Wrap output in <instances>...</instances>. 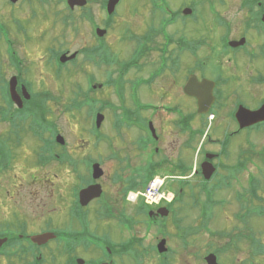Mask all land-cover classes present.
<instances>
[{
    "label": "flooded vegetation",
    "instance_id": "1",
    "mask_svg": "<svg viewBox=\"0 0 264 264\" xmlns=\"http://www.w3.org/2000/svg\"><path fill=\"white\" fill-rule=\"evenodd\" d=\"M41 1L48 6H61L57 12L61 13V22L69 18L76 20V17L86 21L90 27V45L73 50L65 46L62 34H41L42 38L46 37L45 41L41 37L38 41L35 34L38 47L30 51L27 41L32 42V34H0V123L3 126L0 127V178L9 179L6 194L14 210L16 206L20 210L19 204L23 205L29 195L38 206V213L45 210L41 208L45 197L55 194L58 198L63 175H69L66 183L70 188V203L65 209L70 217L57 214L56 220L50 213L44 218L36 216L28 220L27 216H22L25 212L21 208L12 221L1 218L0 241L7 240L0 246V254H3L0 264L6 261L8 264H81L80 260L82 264H183L181 262L193 260L199 264H226L228 261L252 264L259 253H255L257 246L249 222L241 224L244 227L239 235L241 239L235 240L227 232H214L207 223H201L200 227L184 223L185 216L191 213L190 202L186 213L175 207L183 197L190 201L195 197L192 189L198 182L204 200H196L192 206L203 207L204 202L202 213L214 215V205L228 203L226 198L213 202L216 189L228 190L233 179L238 181L239 171L249 164L264 169V146L263 154L251 150L243 160L238 149H234L239 136L255 131L264 133V122L242 127L237 117L240 107L256 111L264 105V0H182L177 3L137 0L133 8L126 10L121 9L120 0L112 14L108 0H87L86 5L74 8H70L66 0ZM121 12L131 13L132 17L139 15L143 18L141 23H148L139 30L124 27V34L135 35L124 47L130 51L123 53L122 50L123 54L130 55L124 61L112 49L109 34L112 24L122 16ZM98 28L106 33L99 36ZM22 44L27 48L26 53H21L17 47ZM37 49L44 53L42 57L39 55V62L34 57ZM75 51L87 54L86 68L90 69L91 76L88 88L81 86L80 93L75 90L70 99L66 97L65 106L57 105L64 99L61 94L55 98V104L46 105L51 93L37 91L36 86L65 81L66 88L69 78L75 83L69 67L74 64L77 68L78 64L74 60L59 61L62 53ZM259 51L262 60L257 62ZM226 58L228 61H223ZM159 76H166L168 80L162 86L167 84L168 87L154 88ZM12 81L22 99L21 107L12 98ZM24 89L30 93L29 98L23 95ZM150 95H155V100L143 103L142 98ZM162 97L169 99L158 105ZM180 100L181 105L176 104ZM87 105L90 108L82 117L80 129L83 144L76 142L72 146L70 137L58 126V115L84 110ZM98 113L104 119L101 127L96 128ZM111 118L118 124L113 130L109 127ZM208 120L216 122L214 130L208 131ZM173 137L179 141L183 153L175 155L174 148L159 160L163 141L169 145L166 141ZM27 139L33 142L32 150L26 144ZM120 141L124 143L122 147ZM99 142L105 146L108 161L116 158L120 162L107 179L111 189L115 188L109 195L108 185L100 180L104 175L99 179L93 176V165L102 162L103 153L90 155L88 143L94 149L93 145ZM195 142L198 146L202 142L201 157L199 160V155L196 157V165L192 167L188 160ZM79 155L84 171L79 166ZM224 167L228 168L232 179H228ZM58 168L65 173L60 175ZM150 175L165 178L175 190L173 200L158 207H149L144 202L132 206L126 190L142 185ZM79 178L80 185L77 184ZM90 185H99L101 194L85 200L83 206L79 193ZM247 187L246 197L251 201L255 198L254 173H249ZM237 194L238 200L244 197L240 190ZM94 203L98 206L89 208ZM210 204L212 206L208 207ZM63 206L60 204L59 209L64 210ZM128 208L131 212L127 214ZM92 212L115 224L113 235L117 239L107 234L106 239L95 240L90 230ZM49 231H54L56 237L43 242L34 239ZM195 235L214 238L196 250L192 242ZM242 243L248 258L234 262L230 256L234 255L235 259L236 255L244 254ZM258 243L260 248L263 244ZM160 244L164 252H160ZM83 250L91 253L92 258L80 257ZM223 257L231 259L224 261Z\"/></svg>",
    "mask_w": 264,
    "mask_h": 264
},
{
    "label": "rangeland",
    "instance_id": "2",
    "mask_svg": "<svg viewBox=\"0 0 264 264\" xmlns=\"http://www.w3.org/2000/svg\"><path fill=\"white\" fill-rule=\"evenodd\" d=\"M174 1L177 3L182 0H174ZM136 3H137V0H122L121 9L126 10L129 8H133ZM48 5L49 4H45L41 0H24V1L19 0L17 3H11L10 0H0V29L2 30L0 31V34H15V36H20L21 34H32L33 35L32 42L29 41L28 43L27 41V46H28V49H30V51H32V48L38 47L37 38H38V41H40V37L42 41H45L44 39L46 37L44 36L42 38L41 34H53V35L62 34L63 41L65 42V46L73 50L74 49L81 50L83 47H88L90 45V40H91L89 24L86 21H82L76 17L75 21H73L70 25L65 26L63 25V23L61 22V19L59 18V15H61V13L60 14L57 13L58 11H60L61 6L54 7V6H48ZM121 14L122 16L116 19L115 22L112 24L109 34H110L112 49H114L117 56H119L121 60L124 61V60H127L130 56L128 54H123V53H127L130 51L127 49L124 50V47L126 46V41L131 36L133 37L135 36L134 34H124L123 33L124 27L132 26L133 28L139 30V28L142 29L141 27H144L145 24L147 26L148 23H141V20L143 18L139 15L138 16L135 15L134 17H132L133 15L128 12H125V13L121 12ZM20 25H22L23 30L20 29L19 27ZM194 30L199 31V28L197 29L193 28V31ZM35 34H37V38L34 36ZM196 36H199V35H196ZM18 39L22 40L21 37H18ZM17 47L20 49L21 53H26L25 49L27 50V48L24 47L23 44ZM3 48L7 50L6 46H3ZM122 50H123V53H122ZM7 52L10 53V51L8 50ZM35 52L36 54L34 57L36 61L39 62V59H38L39 55L42 57L44 56V53L43 51H40L38 49ZM258 56L259 57L257 59V62L262 60V53L260 51H259ZM34 57L30 56L29 54V58L31 59V61L33 60L35 62ZM223 61H228V60L226 58ZM40 62L42 61L40 60ZM86 62H87V58H85V53L82 52L81 58L79 59L77 63L78 64L77 68H74V64H72L69 67L71 71L70 76L71 75L75 76L73 80L74 81L76 80V82L71 83L72 80L69 78V81L67 83L68 86H66V88L64 85L65 81L64 83L62 82L63 84L60 82H57V84L47 83L45 85L36 86L35 90L37 91L46 90V92L51 93L49 97L46 99V105L50 106L52 104H55L54 101H56V99L61 94V96H63L64 99H62V101H60V104L58 103L57 105L59 106L62 104L63 106H65L66 105L65 99L67 98L70 99L73 96V92L75 90H77V93H80L79 87L83 86L84 87L83 89L88 88L91 76H90V69L88 70V68H86L87 67ZM68 76H66V78ZM50 78H52V76ZM167 80L168 79H166V76H159L158 81L155 82L156 85L154 86V88L162 89V87H168L167 84L162 86L164 82H166ZM168 99L169 97H162V99L159 100L158 105L165 104V102H167ZM142 100H143V103H147V104L152 103L151 100H155V95L152 97L150 95L147 98H142ZM176 104L181 105V100L176 102ZM89 108H90L89 105H87L84 108V110H80V111L75 110L73 112L70 111L67 114L60 113V115H58L59 116L58 117L59 121L57 122L58 126H60L63 132L66 133L70 137L72 146L76 142L79 143L80 145L83 144V141L81 140L84 135L81 136L82 133L80 129L82 128L81 123H83L82 117L83 115L87 113ZM206 123H207L208 131L210 129L214 130L213 128L216 126L215 121L208 120V122ZM200 125H203V124H200ZM117 126L118 124H116V119L111 118L110 123H109V127L111 128V130L117 128ZM0 127H3L1 123H0ZM0 131H1V128H0ZM77 132H78V136H76ZM220 134L223 135L224 133L220 132ZM84 138L85 140H88L87 137H84ZM117 141L119 140L117 139ZM166 142L169 143V145H166V143H164L163 141L162 154H160L158 158L159 160H161V158L165 156L167 152L168 154L171 153L174 148L176 149V153H177L175 155H179L183 153L182 149L180 148L179 141L177 140L176 137H173L172 139H167ZM26 144L28 147L30 145L31 150L33 149V142L28 140ZM123 144L124 143L120 141L121 147L123 146ZM88 146H89V149H91L89 151L90 155L93 154V156H96L98 152L103 153V157L100 158L102 161L100 162L101 163L100 165L104 171V174H103L104 176L100 180H104V182H106V185H108L107 195H109L111 193L110 191L115 188L111 189V184H109V181L107 179L109 178V176L113 174V172L116 169V166L120 165V162L116 158H112L109 161L105 158V155H104L105 146L103 142L95 143L93 145L94 149L91 148L90 143H88ZM194 146L192 147L193 150L190 155V159L188 160L189 164L192 167L196 165L195 159H196V151L198 152L197 149L199 148L198 142H195ZM263 146H264V133L260 131H255L253 133L239 136L234 142V149L236 148L238 149L241 160L245 159L248 156V154L251 153V150H254L256 152L263 154V151H262ZM132 148H133V145H132ZM80 156L81 155H79L78 157V158H81L79 166L80 168H82L81 171H84V168H85L84 162H83L82 157ZM31 157L34 158L33 155ZM200 157L201 155H199L197 160H199ZM245 164H246V161H245ZM56 170L60 173V175H63L65 173V170L63 169L58 168ZM224 172L228 174L229 176L228 179H232L230 177V173L227 167H224ZM249 173H252V174L254 173L255 186H257V193H258L257 197L255 196L254 199L250 198L251 201H248L246 197V191L249 188L247 187V179H248ZM21 174L23 176L25 175V173H21ZM262 174L264 175V169L262 167H258L256 166V164L255 165L249 164L248 166H246V168H243V170L239 171L238 181L236 179H233L231 185L229 186V188H227L228 190H220L217 187L218 188L216 189L217 193L212 199L213 202L219 201L220 198H226L228 203L225 204L224 206L214 205L212 207L214 211V215H212L211 212L209 213V215L202 213L204 210V206H206L204 202H203V205H204L203 207L199 204H197L196 206H192V203H194L196 200L204 198V196L201 194L200 184L198 182L195 183L196 187L192 189V192L194 193L195 197H193L191 201L187 197H183L182 202H180L179 204H176L175 208L179 209L181 213H182V210L183 212L186 213V208L189 206L188 202H190L191 203L190 204V207H191L190 215L185 216L184 214H182L183 216L186 217V221L184 223L186 222L193 223L195 224V226H198V227H200L201 223H204V224L207 223V225L211 226L214 232H217V231L224 232V233L227 232L229 233V237L235 240L241 239L239 235L243 231L242 229H244L243 225L241 224H244L245 222H249L252 228V231L250 232L251 233L253 232L254 239L256 241L254 245L256 244L255 246H257L255 247L256 248L255 253H259V254H256L255 259L252 260V264H264V253H260V252H264V216H261L260 214H258V212H256L261 207L264 208V176H262ZM63 176L65 177H63L61 181L62 191H58V193L61 192L58 195L59 199L58 198L56 199L55 194L47 196V198L45 197V200H46L45 205L41 207V208H44L45 210H40L37 213L38 206L32 201V198H30V196L28 195L26 199L24 198L25 200L24 204L23 205L19 204L25 212L24 214H22V216H27L29 218L28 220H32L36 216L44 218L51 213V216H53L56 220L59 218V217H56L57 214L58 215L66 214L65 216L69 219L70 214H68V210L65 209V207H67L66 206L67 203H70L69 201L70 188L69 186H67V183H66L69 180V175L68 177L67 175H63ZM26 178L28 179V176ZM80 179L81 178H79L77 181L78 185L81 184ZM9 184L10 183H9L8 178H5L4 176L3 178H0V220H2L1 218H3V219H6L7 221H12L14 219L13 215L19 213L17 212V210H19L18 209L19 206H16L17 210H14L15 206L11 204L10 201L8 200L9 197L7 196L6 192H7V188H9ZM239 190L243 192V195H244V197L240 198V200H238L239 196L237 194ZM60 199H62V201H60ZM208 201L209 199L207 198V203ZM60 204L61 206L64 205L62 207L64 208V210L61 208L59 209ZM97 206L98 204L94 203L89 208H93ZM209 206L211 207L212 205L210 204L208 205V207ZM224 209H226V211ZM130 212H131V209L129 208L126 209L127 214ZM244 216L246 217L245 219H244ZM111 221H113L112 218H111ZM41 230L43 231L44 229L39 228L37 231H41ZM90 230L91 232H93L95 236V240L97 239L104 240L106 239L107 234L112 235L113 240L117 239V236L113 235L114 233H116L115 224L109 223L104 218H101L100 216H98L96 212L91 213ZM210 231L212 232L211 229ZM249 237L251 239L252 236L249 234ZM212 238L214 237L195 235L194 237H192L194 241L192 240L191 241L194 242V245H195L194 248L196 250H199V246L204 247L207 244V241ZM259 241H261L263 244L261 245L260 248L258 247ZM241 247H243L244 254H240L238 256L236 255V258L238 260L236 258L234 259V255L230 256L232 257V260L234 262L245 260L246 258H248V253L244 247V243H242ZM83 252H84L83 255L80 254V257L88 258V260L92 258L91 253H88L87 250H83ZM0 255H3V254H0ZM230 259L231 258L229 257H225V259L223 257L224 261L230 260ZM4 260H7V259H4ZM181 263L197 264L198 262L196 260H193L191 263L188 261L181 262ZM4 264H8V262L6 261ZM16 264H19V263H16ZM127 264H132V263L127 262ZM148 264H151V263H148ZM226 264H232V261H228L226 262Z\"/></svg>",
    "mask_w": 264,
    "mask_h": 264
},
{
    "label": "water",
    "instance_id": "3",
    "mask_svg": "<svg viewBox=\"0 0 264 264\" xmlns=\"http://www.w3.org/2000/svg\"><path fill=\"white\" fill-rule=\"evenodd\" d=\"M12 1H16V0H12ZM69 1H70L72 6L75 5V4L83 5V4L86 3V0H69ZM118 1L119 0H110L109 6L111 7V9H114V6L116 5V3ZM75 56H76V54H73L70 57H66V54H64L61 57V60L64 62L67 59L74 58ZM12 91H15V85H13ZM14 99L19 105H21L20 99L15 97V95H14ZM237 116H238V119H239L242 127L253 125V124L258 123V122H262V121H264V106L261 107L259 110H256V111H250L248 109L243 108V109L240 110V112H238ZM102 119H103V116L102 115H98V117H97V125L98 126H100ZM102 173H103L102 169H100L99 165H95L94 166V177L98 178V177H100L102 175ZM100 194H101L100 186L99 185H94V186H90V187H88L86 189H83L81 191L80 195H81L82 200H84V198H85L86 201H89V200H91V199H93L95 197H98ZM51 237H54V235L50 234V233H46V234L38 235L34 239H36V240H38L40 242H43V241H45V240H47V239H49ZM2 243H3V241L0 242V245ZM159 247H160V251L161 252L165 251L162 248V244H160Z\"/></svg>",
    "mask_w": 264,
    "mask_h": 264
},
{
    "label": "trees",
    "instance_id": "4",
    "mask_svg": "<svg viewBox=\"0 0 264 264\" xmlns=\"http://www.w3.org/2000/svg\"><path fill=\"white\" fill-rule=\"evenodd\" d=\"M257 195H258V193H257V188H256V194H255V196L257 197ZM256 212H258L261 216H264V208H262V209H260V210H258Z\"/></svg>",
    "mask_w": 264,
    "mask_h": 264
}]
</instances>
